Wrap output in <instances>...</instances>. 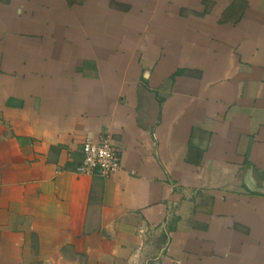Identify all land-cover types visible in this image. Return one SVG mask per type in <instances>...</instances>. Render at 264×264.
I'll return each instance as SVG.
<instances>
[{
    "label": "crops",
    "instance_id": "1",
    "mask_svg": "<svg viewBox=\"0 0 264 264\" xmlns=\"http://www.w3.org/2000/svg\"><path fill=\"white\" fill-rule=\"evenodd\" d=\"M0 264H264V0H0Z\"/></svg>",
    "mask_w": 264,
    "mask_h": 264
},
{
    "label": "built area",
    "instance_id": "2",
    "mask_svg": "<svg viewBox=\"0 0 264 264\" xmlns=\"http://www.w3.org/2000/svg\"><path fill=\"white\" fill-rule=\"evenodd\" d=\"M81 154L82 160L76 169L79 175L91 176L98 173L108 177L120 167L119 154L106 136H101L98 141L86 138L82 142Z\"/></svg>",
    "mask_w": 264,
    "mask_h": 264
},
{
    "label": "water",
    "instance_id": "3",
    "mask_svg": "<svg viewBox=\"0 0 264 264\" xmlns=\"http://www.w3.org/2000/svg\"><path fill=\"white\" fill-rule=\"evenodd\" d=\"M248 180V179H247ZM246 186H247V188L250 190V191H254V189H253V184H252V182L249 180V181H247L246 183Z\"/></svg>",
    "mask_w": 264,
    "mask_h": 264
}]
</instances>
